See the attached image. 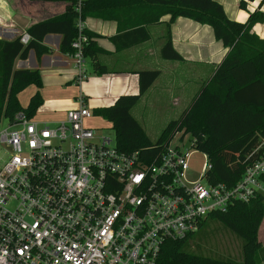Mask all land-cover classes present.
<instances>
[{
  "label": "built area",
  "instance_id": "2783aa9c",
  "mask_svg": "<svg viewBox=\"0 0 264 264\" xmlns=\"http://www.w3.org/2000/svg\"><path fill=\"white\" fill-rule=\"evenodd\" d=\"M85 1L73 3L77 35L68 55L76 86L88 77ZM29 39L20 35L23 44ZM77 100L55 123L24 110L0 119V264H157L167 241L189 238L213 214L264 194V137L236 183H209V163L189 181L194 139L193 150L170 141L149 162L139 150L118 149L115 136L95 135L85 125L93 115L85 97Z\"/></svg>",
  "mask_w": 264,
  "mask_h": 264
},
{
  "label": "trees",
  "instance_id": "16d2710c",
  "mask_svg": "<svg viewBox=\"0 0 264 264\" xmlns=\"http://www.w3.org/2000/svg\"><path fill=\"white\" fill-rule=\"evenodd\" d=\"M32 1L67 4L62 13L31 23L26 30L30 37L27 44L20 41V36L13 40L0 39V119H11L19 110L32 117L42 104L39 71L16 69V59H25L30 50H34L37 58L49 52L42 43L47 34L61 36L60 52H73L71 43L77 35L74 0ZM249 1L253 0H240V8L244 9ZM165 15L169 16L168 23L177 17H185L209 25L214 37L228 48L210 79L180 116L166 124L154 143L131 115V108L157 78L159 70L139 71L137 93L119 95L112 105L95 108L92 114L110 122L118 149L124 152L139 150L149 162L161 154L175 134L181 131V136L189 134L194 139V147L207 155L210 168L205 174L206 180L232 185L248 163L245 147L252 143L256 146L258 137H264V39L252 31L255 24L264 21V10L251 12L245 22L229 19L222 5L215 0H86L82 10L84 19L96 17L117 22L119 32L110 38L117 50L147 41L150 37L147 25L159 23ZM85 33L90 39L84 48V57L91 59L103 53L95 41L98 35L88 30ZM160 53L164 59H182L172 47L169 29ZM93 66L94 74L106 72L102 64L94 62ZM30 85L37 90L27 106L22 107L18 95ZM229 125H234L239 132L227 139L223 132ZM234 148L235 152H232ZM263 214L264 194L249 203L235 202L227 210L207 218L203 224L205 227L210 221H217L242 239L241 261L190 251L186 238L167 241L157 264H264V245L257 238ZM198 233L204 238L207 236L206 230Z\"/></svg>",
  "mask_w": 264,
  "mask_h": 264
},
{
  "label": "crops",
  "instance_id": "0c3cea01",
  "mask_svg": "<svg viewBox=\"0 0 264 264\" xmlns=\"http://www.w3.org/2000/svg\"><path fill=\"white\" fill-rule=\"evenodd\" d=\"M215 1L222 5L229 19L239 22H245L255 10H264V0L249 1L244 9L239 6L240 0ZM66 4L0 0V39L13 40L26 33L31 23L62 13ZM168 20L169 16L165 15L159 23L147 25L150 36L147 41L117 50L110 39L119 32L117 22L86 17V29L98 35L95 38L96 44L104 52L86 59L87 67L90 68V71H87L91 74L89 73L81 86L72 82L75 76L72 58L59 51L61 36L47 34L42 43L50 49L49 52L37 58L34 50H30L25 59H16L14 62L16 69H37L40 73L42 85L39 92L42 104L37 108L33 119L55 123L64 119L67 110L77 108L78 100L72 102L71 97L63 96L69 91V86L77 89L75 99L79 94H83L87 107L93 110L112 105L119 95L137 93L138 72L156 69L159 70L157 78L137 101L142 103L143 109L140 114L133 115L136 103L131 108V115L144 131L145 126H151L153 123L163 130L169 121L177 119L190 105L228 51V48L214 37L209 25L185 17H177L170 23ZM167 29L170 32L172 47L180 54L181 60L164 59L161 56L160 50ZM252 31L264 39V21L255 24ZM94 62L104 65L106 72L94 74ZM30 86L34 87L29 89L31 97L37 89L34 85ZM144 111L147 112L142 114ZM146 135L148 137L147 133Z\"/></svg>",
  "mask_w": 264,
  "mask_h": 264
},
{
  "label": "rangeland",
  "instance_id": "374dc122",
  "mask_svg": "<svg viewBox=\"0 0 264 264\" xmlns=\"http://www.w3.org/2000/svg\"><path fill=\"white\" fill-rule=\"evenodd\" d=\"M87 69L90 71L89 66L87 67ZM85 81H83V83ZM30 88H34V87L33 86L26 87L23 91L20 92L21 94L18 97V100L22 107H25L27 105V102L30 98V94H29ZM76 95H77V89L74 86H69V91L63 94V96L71 97L70 100L72 102L77 101V99H75ZM88 108L91 110L89 106ZM142 109H143L142 103H137L135 107H133V111H132L133 115L140 114V111ZM146 112L147 111H144L142 112V114ZM4 124L5 122L2 120L0 126H3ZM85 125L86 127H89L95 130V135L97 136L101 135V136H106L111 139H114L115 133H114L113 128L111 127L110 122H108L101 116H97L93 114L90 118H87L85 120ZM144 129L146 133L148 134V137L150 139L149 141H151L152 143H154L157 140L162 130V128L156 123H153V125L151 126H145ZM238 132H239L238 129H236L234 125H229L225 127L223 136L227 139H230L234 137ZM181 135H182V131L175 134L173 138L171 139L170 145L174 146L175 144L183 142L184 149L189 148V150H193V148L190 147L191 136L189 134H186L184 136H181ZM261 138L262 137H258L257 139L258 142L261 140ZM255 147L256 146L253 143L249 145L248 147L246 146L244 149L245 154H247L246 156L251 155ZM231 151L235 152V148L232 149ZM204 163L208 165V161H207L205 154L200 151H196V150L193 151L188 161L189 181L199 179L200 174L203 171ZM204 225L198 232H200L201 230H206L207 236L204 238L202 237V233L197 232L196 234L187 238L186 245L188 244L190 246L188 250L196 252V253H201L205 256L228 258L234 261H241L243 259L242 258L243 256L242 255L243 254L242 239L237 237L235 234H233L231 231L226 229L221 223L217 221H210L205 227ZM257 238L259 239L260 244L264 245V214H263V218L260 223V226L258 228ZM196 245H198L197 249H195Z\"/></svg>",
  "mask_w": 264,
  "mask_h": 264
}]
</instances>
